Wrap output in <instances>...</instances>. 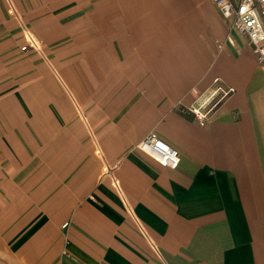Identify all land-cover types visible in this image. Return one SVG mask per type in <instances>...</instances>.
I'll return each mask as SVG.
<instances>
[{
	"label": "crops",
	"instance_id": "crops-1",
	"mask_svg": "<svg viewBox=\"0 0 264 264\" xmlns=\"http://www.w3.org/2000/svg\"><path fill=\"white\" fill-rule=\"evenodd\" d=\"M0 264H264V70L212 0H0Z\"/></svg>",
	"mask_w": 264,
	"mask_h": 264
},
{
	"label": "built area",
	"instance_id": "built-area-1",
	"mask_svg": "<svg viewBox=\"0 0 264 264\" xmlns=\"http://www.w3.org/2000/svg\"><path fill=\"white\" fill-rule=\"evenodd\" d=\"M231 32H237L247 41L254 53L259 67L264 70V0H212ZM232 41V38H228ZM24 45L20 50L41 53V43L30 30L24 28ZM219 49L222 45L218 43ZM195 101L188 106L187 112L201 126L211 122L219 109L235 93V89L215 79L212 87L204 93L193 90ZM136 150L153 160L160 166L175 171L181 163V155L177 149L165 142L156 132H151L137 145ZM109 170H107V173ZM68 227L67 224L64 228Z\"/></svg>",
	"mask_w": 264,
	"mask_h": 264
}]
</instances>
